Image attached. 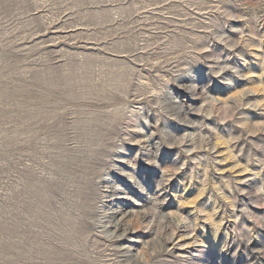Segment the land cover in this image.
Masks as SVG:
<instances>
[{"label": "rangeland", "instance_id": "1", "mask_svg": "<svg viewBox=\"0 0 264 264\" xmlns=\"http://www.w3.org/2000/svg\"><path fill=\"white\" fill-rule=\"evenodd\" d=\"M0 264H264V0H0Z\"/></svg>", "mask_w": 264, "mask_h": 264}]
</instances>
